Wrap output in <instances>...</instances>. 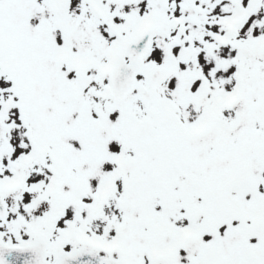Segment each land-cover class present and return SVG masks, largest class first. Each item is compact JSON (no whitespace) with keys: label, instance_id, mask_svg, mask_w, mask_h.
<instances>
[{"label":"snow or ice","instance_id":"6c2138e0","mask_svg":"<svg viewBox=\"0 0 264 264\" xmlns=\"http://www.w3.org/2000/svg\"><path fill=\"white\" fill-rule=\"evenodd\" d=\"M0 264H264V0H0Z\"/></svg>","mask_w":264,"mask_h":264}]
</instances>
